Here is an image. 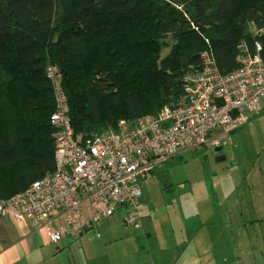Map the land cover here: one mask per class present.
<instances>
[{
  "label": "trees",
  "instance_id": "trees-1",
  "mask_svg": "<svg viewBox=\"0 0 264 264\" xmlns=\"http://www.w3.org/2000/svg\"><path fill=\"white\" fill-rule=\"evenodd\" d=\"M173 1L0 0V201L54 171L48 67L86 140L177 105L205 51L221 74L239 69L242 45L264 59V0Z\"/></svg>",
  "mask_w": 264,
  "mask_h": 264
},
{
  "label": "built area",
  "instance_id": "built-area-1",
  "mask_svg": "<svg viewBox=\"0 0 264 264\" xmlns=\"http://www.w3.org/2000/svg\"><path fill=\"white\" fill-rule=\"evenodd\" d=\"M240 50L241 66L230 74H221L212 54L203 52L201 70L183 77L177 105H165L149 117L121 120L86 140L73 132L61 76L48 67L56 105L50 116L56 131L54 171L0 201V222L10 219L28 223L36 232L45 230L53 245L66 238L75 241L117 213L123 214L125 226L141 228L140 181L180 152L227 145L231 132L261 114L262 47L255 43L252 53L244 45Z\"/></svg>",
  "mask_w": 264,
  "mask_h": 264
},
{
  "label": "rangeland",
  "instance_id": "rangeland-1",
  "mask_svg": "<svg viewBox=\"0 0 264 264\" xmlns=\"http://www.w3.org/2000/svg\"><path fill=\"white\" fill-rule=\"evenodd\" d=\"M167 42H171L169 38ZM167 53L168 49H163L162 56ZM263 146L264 116L230 134L227 145L218 153L213 152L214 148L201 145L161 164L140 181L142 202L152 214L154 224L190 225L198 218L205 225L198 238L204 239L205 229L211 232L218 223L224 222L234 227L237 240L240 236L254 238V228L250 226L254 225L256 214L250 204L259 201L255 199L260 187L257 165ZM249 193H252L251 199ZM122 218L123 214L117 213L97 230L87 232L91 234L92 246H96L92 250L93 257L109 260L130 257L133 251L136 253L135 248L139 251L138 246H143L141 231L125 226ZM106 224H112L111 229L101 231ZM69 253L56 264H68V258L75 264H86L84 258L90 255L85 248L76 251L75 245Z\"/></svg>",
  "mask_w": 264,
  "mask_h": 264
},
{
  "label": "crops",
  "instance_id": "crops-1",
  "mask_svg": "<svg viewBox=\"0 0 264 264\" xmlns=\"http://www.w3.org/2000/svg\"><path fill=\"white\" fill-rule=\"evenodd\" d=\"M262 116L264 108L250 122ZM261 151L262 157L257 165L260 187L255 196L259 201L250 204L256 214L254 225L250 226L254 228V238L240 236L237 240L236 230L225 222L218 223L211 232L205 229L204 239L198 238L205 227L200 219L196 218L190 225L154 224L155 220L144 204L141 228L136 229L141 231L144 243L138 246L139 251L135 248L136 253L133 251L130 257L110 260L93 257L92 250L96 246H92L90 233L79 237V243L72 244L74 241L66 238L53 245L45 230L36 232L28 223L4 219L0 222V264H56L74 245L76 251L85 248L90 253L84 258L86 264H264V146ZM248 198H252V193ZM111 227L112 224H106L101 231H109ZM67 261L75 264L70 258Z\"/></svg>",
  "mask_w": 264,
  "mask_h": 264
},
{
  "label": "water",
  "instance_id": "water-1",
  "mask_svg": "<svg viewBox=\"0 0 264 264\" xmlns=\"http://www.w3.org/2000/svg\"><path fill=\"white\" fill-rule=\"evenodd\" d=\"M221 150H222V147L220 146V147L214 148L213 152H214V153H218V152H220Z\"/></svg>",
  "mask_w": 264,
  "mask_h": 264
}]
</instances>
